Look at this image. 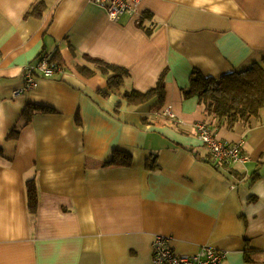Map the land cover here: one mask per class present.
Instances as JSON below:
<instances>
[{
  "label": "crops",
  "instance_id": "0c3cea01",
  "mask_svg": "<svg viewBox=\"0 0 264 264\" xmlns=\"http://www.w3.org/2000/svg\"><path fill=\"white\" fill-rule=\"evenodd\" d=\"M42 57L63 72L15 97ZM85 57L129 76L110 91ZM253 64L264 67V0H144L117 21L91 0H0V264H153L158 236L177 255L210 246L223 264H264V108L228 128L183 95L194 70ZM161 79L162 105L125 100ZM199 122L248 161L214 162Z\"/></svg>",
  "mask_w": 264,
  "mask_h": 264
},
{
  "label": "trees",
  "instance_id": "16d2710c",
  "mask_svg": "<svg viewBox=\"0 0 264 264\" xmlns=\"http://www.w3.org/2000/svg\"><path fill=\"white\" fill-rule=\"evenodd\" d=\"M43 5L37 4L29 14L37 17L43 14ZM95 65V69L107 76L108 89L115 91L121 88L125 79L129 76V71L123 67L111 65L99 59L85 57ZM86 76L95 74V71L80 68ZM186 99L197 97L205 106L210 117L215 118L218 123L226 124L228 128L241 121L248 122L251 118L258 117L264 108V67L260 64H253L249 68L233 72L221 78L206 77L198 70H194L190 77V86L183 90ZM125 100L131 106H143L151 100L158 98L159 105L164 103L165 84L161 79L157 88L147 93L136 90L126 92ZM36 107H28L24 115L29 121ZM17 133H11L9 139H16ZM0 149V153H1ZM29 210L36 214L39 207L38 194L35 183L30 181L27 184Z\"/></svg>",
  "mask_w": 264,
  "mask_h": 264
},
{
  "label": "built area",
  "instance_id": "2783aa9c",
  "mask_svg": "<svg viewBox=\"0 0 264 264\" xmlns=\"http://www.w3.org/2000/svg\"><path fill=\"white\" fill-rule=\"evenodd\" d=\"M94 4L102 7L111 20L117 21L125 14L136 12L144 0H91ZM63 72V67L48 57H42L36 63L24 68L23 77L25 88L14 92L19 97L24 91L36 89L39 79H49ZM168 116L174 117L169 111ZM198 138L209 150L212 159L216 163L226 165L244 164L248 156L243 149V143H229L217 139L210 126L206 122H199L195 125ZM227 258V252L215 249L210 246H203L194 255H177L169 245V239L158 236L154 242L153 264H223Z\"/></svg>",
  "mask_w": 264,
  "mask_h": 264
}]
</instances>
